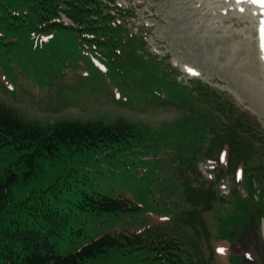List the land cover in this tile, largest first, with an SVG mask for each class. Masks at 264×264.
I'll use <instances>...</instances> for the list:
<instances>
[{
  "label": "rangeland",
  "instance_id": "rangeland-1",
  "mask_svg": "<svg viewBox=\"0 0 264 264\" xmlns=\"http://www.w3.org/2000/svg\"><path fill=\"white\" fill-rule=\"evenodd\" d=\"M115 4L134 9V25L147 31L151 52L178 69L173 72L178 81L194 88L193 81L198 80L231 95L264 132V0H115ZM10 21L15 20L0 9V101L24 119L42 125L126 120L147 124L156 132L177 124L187 113L189 104L156 97L151 93L154 88L143 94L132 84L126 87L106 70L108 60L76 32L31 31L15 28ZM136 74V81L143 84L141 73ZM203 102L192 98L190 103L202 110ZM149 134L147 140H155L148 145L117 154L86 150L65 152L55 160L40 158L36 174L24 176L28 168L22 164L12 198L23 200L65 180L70 189L59 192L63 199L59 205L77 202L80 190L123 194L140 205L136 211L107 215L103 224H98L100 215L80 212L87 233L65 231L57 245L63 254L105 229L178 227L201 245L197 264H264V182L258 181L256 172L245 163L232 170L225 146L216 157L217 179L210 181L202 152L208 136ZM218 146L212 150L218 151ZM0 162L1 168L8 160ZM220 178L224 187L218 185ZM187 187L194 188L199 204L193 212L181 197ZM211 205L213 209L207 210ZM150 254L147 249L129 254L109 251L88 264H167L150 259Z\"/></svg>",
  "mask_w": 264,
  "mask_h": 264
},
{
  "label": "trees",
  "instance_id": "trees-1",
  "mask_svg": "<svg viewBox=\"0 0 264 264\" xmlns=\"http://www.w3.org/2000/svg\"><path fill=\"white\" fill-rule=\"evenodd\" d=\"M0 9L14 18L9 25L15 28L76 32L81 41L108 60L106 70L115 73L126 87L132 84L143 94L154 88L151 93L156 97L179 101L182 106L189 104L177 124L153 132L147 124L126 120H66L42 125L24 119L0 101V161L8 160L0 168V264H88L91 258L109 251L129 254L141 249L151 252L150 259L167 264H197L201 245L178 227L105 229L77 250L60 253L57 245L65 231L87 233L84 220L78 217L80 212L100 215L97 221L103 224L107 215L136 211L140 205L123 194L111 196L84 190H80L82 197L77 202L68 200L69 204L59 205L63 200L59 192L70 189L65 180L14 201L12 188L20 178L18 169L24 164L28 168L24 176L36 174L40 158L55 160L65 152L117 154L148 145L155 140H147L149 133H190L195 137L200 133L198 137L208 136L202 149L205 157L217 160L227 146L228 166L232 170L245 163L256 172L258 181L264 182V132L258 121L237 107L231 95L198 80L193 81L194 88L178 81L173 75L178 69L158 59L147 43V31L134 25L132 7L115 4V0H0ZM61 14L71 23H66ZM137 72L141 73L143 84L134 78ZM192 98L204 100L203 108L199 107L202 110L190 103ZM218 144V151L214 152L212 148ZM12 155L16 157L12 159ZM243 178L244 174L241 182ZM195 194L191 187L181 191V197L192 206L190 212L199 205Z\"/></svg>",
  "mask_w": 264,
  "mask_h": 264
}]
</instances>
